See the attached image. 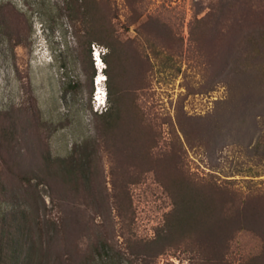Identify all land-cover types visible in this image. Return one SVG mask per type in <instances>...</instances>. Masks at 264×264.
I'll use <instances>...</instances> for the list:
<instances>
[{
  "label": "rangeland",
  "instance_id": "1",
  "mask_svg": "<svg viewBox=\"0 0 264 264\" xmlns=\"http://www.w3.org/2000/svg\"><path fill=\"white\" fill-rule=\"evenodd\" d=\"M0 264H264V0H0Z\"/></svg>",
  "mask_w": 264,
  "mask_h": 264
},
{
  "label": "clouds",
  "instance_id": "2",
  "mask_svg": "<svg viewBox=\"0 0 264 264\" xmlns=\"http://www.w3.org/2000/svg\"><path fill=\"white\" fill-rule=\"evenodd\" d=\"M100 55H101V56H100ZM93 56H94L95 63H96V65H97V68H98L99 72L102 73L103 70L105 69V66H104V60H103V57H102V53H101V51H100L98 48L95 49V47H94ZM100 77H102V74H100V76L97 77V79H96V83H98V80H100L101 82H102L103 80L106 81V78H105V79L103 78V80H102V78H100ZM98 89H99V87L96 89V93L98 92ZM96 97H97V96H95V98H96ZM106 101H107L106 96H104V99H103L102 101L98 99V105H99V107H100V106H105V105H106Z\"/></svg>",
  "mask_w": 264,
  "mask_h": 264
},
{
  "label": "bare ground",
  "instance_id": "3",
  "mask_svg": "<svg viewBox=\"0 0 264 264\" xmlns=\"http://www.w3.org/2000/svg\"><path fill=\"white\" fill-rule=\"evenodd\" d=\"M101 56V55H100ZM105 79V78H104ZM102 80H103V78H102ZM98 87H99V91L97 92L98 94H102V87H101V81L100 80H98ZM99 98H100V100L102 101L103 99H104V96L103 95H99ZM97 99V98H96Z\"/></svg>",
  "mask_w": 264,
  "mask_h": 264
},
{
  "label": "built area",
  "instance_id": "4",
  "mask_svg": "<svg viewBox=\"0 0 264 264\" xmlns=\"http://www.w3.org/2000/svg\"><path fill=\"white\" fill-rule=\"evenodd\" d=\"M95 49H97V48H95Z\"/></svg>",
  "mask_w": 264,
  "mask_h": 264
}]
</instances>
